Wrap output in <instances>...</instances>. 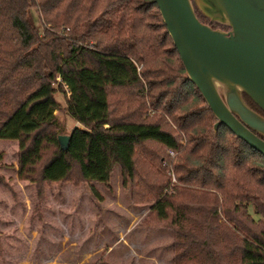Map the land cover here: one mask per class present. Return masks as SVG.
Here are the masks:
<instances>
[{
	"label": "trees",
	"instance_id": "obj_1",
	"mask_svg": "<svg viewBox=\"0 0 264 264\" xmlns=\"http://www.w3.org/2000/svg\"><path fill=\"white\" fill-rule=\"evenodd\" d=\"M56 92L77 123L64 151ZM214 122L154 0H0V139L18 142L17 178L40 194L117 165L172 230L175 264H264V157Z\"/></svg>",
	"mask_w": 264,
	"mask_h": 264
},
{
	"label": "rangeland",
	"instance_id": "obj_2",
	"mask_svg": "<svg viewBox=\"0 0 264 264\" xmlns=\"http://www.w3.org/2000/svg\"><path fill=\"white\" fill-rule=\"evenodd\" d=\"M190 1L201 14V0ZM29 16L40 33L36 10ZM54 98L57 135H67L77 123L64 112V95ZM17 150L16 140L0 139V264H175L172 230L155 220L151 203L135 196L117 165L106 182L48 183L39 194L33 182L17 178Z\"/></svg>",
	"mask_w": 264,
	"mask_h": 264
},
{
	"label": "water",
	"instance_id": "obj_3",
	"mask_svg": "<svg viewBox=\"0 0 264 264\" xmlns=\"http://www.w3.org/2000/svg\"><path fill=\"white\" fill-rule=\"evenodd\" d=\"M187 79L215 117L213 129L224 125L264 157V117L243 101L246 95L264 113V0H201L195 16L190 0H154ZM217 86L223 88L220 94ZM69 135H57L66 150Z\"/></svg>",
	"mask_w": 264,
	"mask_h": 264
}]
</instances>
